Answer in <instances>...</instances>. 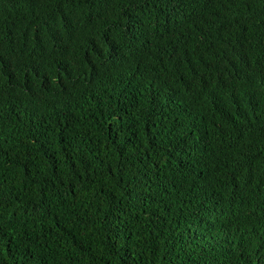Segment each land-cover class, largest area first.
Masks as SVG:
<instances>
[{
    "label": "trees",
    "instance_id": "trees-1",
    "mask_svg": "<svg viewBox=\"0 0 264 264\" xmlns=\"http://www.w3.org/2000/svg\"><path fill=\"white\" fill-rule=\"evenodd\" d=\"M0 264H264V0H0Z\"/></svg>",
    "mask_w": 264,
    "mask_h": 264
}]
</instances>
